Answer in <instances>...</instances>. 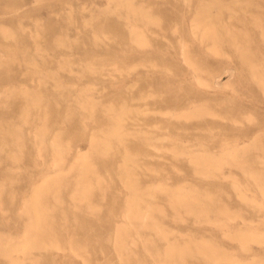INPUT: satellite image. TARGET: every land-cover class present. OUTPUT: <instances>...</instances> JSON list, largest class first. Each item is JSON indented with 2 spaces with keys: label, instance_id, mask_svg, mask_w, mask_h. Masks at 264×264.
Returning a JSON list of instances; mask_svg holds the SVG:
<instances>
[{
  "label": "rangeland",
  "instance_id": "rangeland-1",
  "mask_svg": "<svg viewBox=\"0 0 264 264\" xmlns=\"http://www.w3.org/2000/svg\"><path fill=\"white\" fill-rule=\"evenodd\" d=\"M127 1H132L139 6L142 4L146 10L153 11L155 13L153 22H156L151 23L152 27L165 28L176 47H172L170 38H163V42L167 43L156 47L152 46V44L134 47L131 46V42L128 39L121 43L117 32L112 31L113 28L105 25L109 18L117 19V21L124 24L131 19L124 9H114L116 0H0L1 40L15 42L14 40L16 39L25 38L27 42L25 44L26 50L30 52L28 55L18 52L17 55L13 54L12 56L11 53L14 52L12 51L11 53L6 52V56L5 51L0 50V70L4 71L3 74H0V93L2 91L0 97L11 101L19 98L16 93L25 88L26 85V88L34 87L36 91L46 87L40 98H36L37 94L35 99L30 98L28 100L29 102H34L33 104L37 100L36 104H32L33 107L28 112V117H32L35 120L34 123L24 122L17 116L20 107L18 105L12 106L7 102L6 104H1L3 107H0V117L15 116L16 120L22 121L23 123L19 124L18 127L27 133L28 139L32 138L31 135H28V129L34 131L37 128L35 131H47L45 139H48L47 141L51 143L56 138V135L52 134V132L58 129L57 131L61 132V142L59 143L65 153L64 160L67 162L66 170L68 169L65 180L68 183L64 187L65 190H39L44 195L46 192L49 194L44 199V202L45 200L47 202L44 203V206L40 204L39 208V212L45 216L40 220V223L45 226L47 234L44 239H40L41 246L37 247L34 245L35 232L29 233L25 231L27 225L32 223V220L28 218L31 210L23 209L20 206L31 201L30 196L34 190H31L29 181L36 172L40 173L39 167L45 168L47 167L46 164L49 165L51 151L53 148L55 149L53 146H56L55 142L52 146L48 145L46 147L49 152L43 157H28V160L24 161L17 159V156L13 158L6 156V160L5 156L0 155V264H20L17 262L19 258L22 259L23 263L21 264H163L169 259L173 261L172 264H237L234 261L209 260L197 250L198 247L202 246L203 248H216L215 250L224 254H233L236 261L249 262V264H264V242L261 241L262 243H260V241L252 240L247 245L248 249H244V246H242L244 243L238 236L241 232L252 231L255 234L257 233L256 235L264 237V190L261 191L260 188L255 187L253 178L242 171L240 166L232 161H225L221 166L222 171L218 174L220 175L219 177L227 183L230 180L241 182L243 185L242 193L239 194V191L234 190L230 185L226 190L221 191L219 190L221 187L218 186L222 185L211 183H207L204 186V190H191L190 192L187 189L195 182L200 181V179L207 181V174H195L192 165L189 163L191 156L189 157L188 154H184L179 159L173 156L177 150V144L180 146L181 143L182 147H187L188 150L191 149V152L209 150L219 158L222 157V151L225 152L227 148H232L233 145H239L238 148L240 147L239 150L242 154L241 158L245 162L244 165L259 170L257 173L264 177V170H262L264 169V145H262L264 144V90L262 89L264 88V33L260 36L261 32H264L262 30L264 28V0ZM119 10H122L124 15H121ZM7 18L9 19L8 21ZM195 18H199L201 22L203 21L198 28L195 24L200 20L196 21ZM258 19L259 22H257ZM138 25L140 28L145 29V34L148 36H155L153 28L148 29L145 22H138ZM188 26L190 27L188 28ZM25 27L27 28L25 29ZM10 28H13L12 30L14 31ZM212 31L216 33L215 39L210 35ZM27 32L30 34L27 35ZM6 34L7 36H5ZM181 45L185 47L187 57L181 55ZM147 46L148 49H146ZM215 50L218 52H215ZM51 53L56 58L43 63L40 66L41 69L22 64L23 56L28 58L35 56L38 60V56L41 54L51 57ZM217 53L218 55H216ZM12 60L13 62L10 63ZM85 60L97 61L92 67L96 69H94L95 72L85 74ZM145 61H148L147 65L143 64ZM172 61L175 62L174 74L164 65ZM63 62H69V64L65 65ZM139 63L141 64L132 67V65ZM208 71L212 73L211 77H209ZM50 72L57 74L56 80L44 83L42 80L46 78L44 77L45 73ZM6 73L10 75H6ZM61 80L62 82H60ZM146 80L158 84L159 88L156 85L157 87L154 88V91H150L151 95L149 98L140 100L134 98V101L133 96L142 92L147 84ZM132 81L135 82L132 83ZM168 82L172 83V89L177 90L182 97L187 91L194 93L189 104H183L185 106L178 107L175 109L176 111L170 108V111L180 112L183 110L182 112H190L194 109L206 110L209 108V112L213 114H207L208 118L217 122V125L212 126L211 129L200 126L193 120L188 121L187 123L189 124H182L177 121L175 115L171 116L163 112L160 115V112H156L159 109L152 107V112L154 111L157 114L152 115L151 124L146 127L152 131L160 132V137L157 140L155 139V144L150 147L152 152H154L149 161L153 170L147 172L146 184L151 186L169 182L173 188H185L187 193H185V190H148L150 191L148 193H144V190H138L139 193H135L136 190L128 189L129 187L124 185L118 173L122 164L119 161L123 162L125 159V157L123 159V156L126 155L124 151L118 154L119 161L113 165L109 164L101 170V174L104 175L102 180L105 177L103 181L106 184L105 190H99L98 184L94 185V190H76L73 183L76 178L73 173L75 169L69 170L68 167L74 164V161L76 163L79 156L89 157L94 163L100 161H98L100 157L97 155V147L93 144V137L101 131L98 129L101 122L96 115H92L88 111V108L79 107L82 112H88L89 116L84 113L82 120L86 125L89 124V127L87 126L86 130L83 124L75 128L68 115L63 113L59 116V114L57 118L46 113L47 109L44 108L43 103H54L56 99H61L63 95L57 91V88L66 84L70 87H75L76 90L74 87L72 89L74 96L71 101L77 104L79 99L76 97L79 95L85 98L91 97L90 99L98 102V104L116 102L119 106L123 105V103H128L126 105L129 106L132 101L142 104L148 100L154 101L159 97L163 98V96L172 95L171 88H165V84ZM11 83H13V86ZM19 102H21L20 98ZM39 105L42 107L40 108ZM161 109L165 111L166 106L162 105ZM232 115L238 116L239 121L233 122ZM157 116L162 118V120H166V123H172L171 125L173 126L167 123V127L161 128L160 124L156 123ZM133 121V118L128 115L122 120V124L126 126L127 131H130V125ZM139 121L143 122V119ZM60 128H63L64 131ZM188 130L191 133L187 132ZM192 133L207 134L209 137L202 136L204 138L200 142L204 145L201 146L200 142H196L197 140ZM8 141H10L9 144L4 145V147H13L17 151L15 152L16 155L21 157L27 147L22 148L19 145H13L12 139H8ZM1 144H4L2 139L0 140ZM78 152L79 154H77ZM112 159L115 160V158ZM140 161L144 162V159ZM18 164H21V167ZM157 167L159 169L162 168V170L156 169ZM40 174H44V171ZM176 192L191 196L192 201H188L189 204L186 205L176 204L169 197L175 195ZM250 192L253 193H251L252 196ZM136 194L140 197L139 201L137 203L132 202L133 205L129 206L130 202L128 199L131 201ZM207 194L212 196V199ZM196 195L200 196V203L199 201L195 202L193 196ZM151 196H154V198H151ZM143 197L146 198V201ZM261 198L262 200H260ZM151 199L150 209L153 218L148 220L149 226L141 227V219L136 217L126 218L124 216L126 213H130L133 216L138 214L139 211L145 210ZM40 202L43 203V201ZM201 203L202 205H200ZM174 205L175 207H173ZM182 205L183 207H181ZM189 210L192 212H189ZM79 214H87L91 217V221L85 222V224L82 219L75 217L81 216ZM207 215L209 216L207 217ZM228 217H231V219ZM102 231L105 236H108L107 241L110 242L113 250L109 254H105L100 248L104 236ZM203 240L204 242H202ZM114 244L123 246V248L126 247L127 251L118 250ZM171 244L177 246V253L172 258L168 254L169 245ZM6 245L9 247L8 250ZM2 246L4 247L3 249Z\"/></svg>",
  "mask_w": 264,
  "mask_h": 264
},
{
  "label": "bare ground",
  "instance_id": "bare-ground-1",
  "mask_svg": "<svg viewBox=\"0 0 264 264\" xmlns=\"http://www.w3.org/2000/svg\"><path fill=\"white\" fill-rule=\"evenodd\" d=\"M13 1V0H12ZM16 1V0H15ZM193 1V0H192ZM201 1V0H200ZM199 1V3H200ZM115 2V1H114ZM181 2V1H180ZM239 2V1H238ZM255 3V2H254ZM191 4V3H190ZM186 5V4H185ZM207 5V4H206ZM215 5V4H214ZM236 6V4H235ZM165 7V6H164ZM185 7V6H184ZM121 9L122 10L124 9V11L130 15V20L128 23L124 24V23H120L119 21H117V19H108L107 23H105V25H107V27H111L113 28L112 31H115L117 32V34L119 35L120 39H121V43L125 42V40H130L131 42V46H134V47H140V46H143V45H147V44H152V46L156 47V46H163L164 44H166L167 42H163V38H170V35L168 34L167 31H165V28L161 27V28H153L152 27V24L151 23H155L153 22L154 21V14L153 11H150V10H146L143 5L141 4V6L137 5L136 3L132 2V1H127V0H116V6L114 9ZM151 8V7H150ZM149 8V9H150ZM197 8V7H196ZM251 8V7H250ZM175 9V8H174ZM214 9V8H213ZM217 9V8H216ZM84 10V8H83ZM113 10V9H111ZM122 10H119L120 14L121 15H124L123 11ZM17 11V10H16ZM71 11V10H70ZM197 11V9H196ZM218 11V10H216ZM116 12V11H115ZM114 12V13H115ZM198 12V11H197ZM196 12V13H197ZM207 12V11H206ZM215 12V11H214ZM98 13V12H97ZM184 13V12H183ZM202 13V12H201ZM200 15H204V13H202ZM9 14V13H8ZM82 14V13H81ZM109 14V12H108ZM198 14V13H197ZM241 14V13H240ZM252 14V13H251ZM100 15V14H99ZM110 15V14H109ZM213 15V14H212ZM220 15V14H219ZM225 15V14H224ZM242 15V14H241ZM92 16V15H90ZM113 16V15H112ZM194 16V15H193ZM199 16V15H198ZM197 16V17H198ZM218 16V15H217ZM15 17V16H14ZM89 17V16H88ZM93 17V16H92ZM202 17V16H201ZM224 17V16H223ZM244 17V16H243ZM246 17V16H245ZM253 17V16H252ZM258 17V16H257ZM11 19H13L12 17H9ZM18 18V17H17ZM21 18V17H19ZM90 18V17H89ZM127 18V17H126ZM192 18V17H191ZM207 18V17H206ZM248 18V17H247ZM251 18V17H250ZM196 19V18H195ZM9 19L7 18V21ZM14 20V19H13ZM87 20V19H86ZM91 20V19H90ZM190 20V19H189ZM197 20H200L199 18L196 19ZM203 20V19H202ZM214 20V19H213ZM248 20V19H247ZM5 21V20H4ZM19 21H22V20H19ZM192 21V19H191ZM190 21V22H191ZM220 21V20H218ZM223 21V20H221ZM23 22V21H22ZM21 22V23H22ZM88 22V21H87ZM138 22H145V25L147 26V28L149 29H152L153 28V31H154V35L155 36H148L147 34H145V29L144 28H140L139 25H138ZM187 22V21H186ZM203 22V21H202ZM201 20L198 21L195 26L200 27L202 23ZM259 22V19L258 21ZM261 22V20H260ZM263 22V21H262ZM72 23V22H71ZM158 23V22H157ZM161 23V22H160ZM192 23V22H191ZM195 23V22H194ZM220 23V22H218ZM227 23V21H226ZM250 23V22H249ZM19 24V23H18ZM73 24V23H72ZM159 24V23H158ZM157 24V25H158ZM163 24V23H162ZM188 24V23H187ZM258 24V23H257ZM261 24V23H259ZM9 25V24H8ZM22 25V24H21ZM208 25V24H207ZM219 25V24H218ZM228 25V24H227ZM263 25V24H262ZM2 26V25H1ZM159 26V25H158ZM209 26V25H208ZM215 26V25H214ZM212 26V27H214ZM234 26V25H233ZM5 27V26H4ZM11 27V26H10ZM23 27V26H22ZM190 26H188L189 28ZM206 27V26H205ZM263 27V26H262ZM261 27V28H262ZM1 28V27H0ZM6 28V27H5ZM14 28V27H13ZM12 28V29H13ZM27 27H25L26 29ZM43 28V27H42ZM91 28V27H90ZM195 28V29H197ZM202 28V27H201ZM207 28V27H206ZM211 28V27H210ZM215 28V27H214ZM219 28V27H218ZM224 28V27H223ZM11 29V28H10ZM9 29V30H10ZM11 29V30H12ZM21 29V27H20ZM37 29V28H36ZM80 29V28H79ZM93 29V28H92ZM200 29V28H199ZM198 29V30H199ZM212 29V28H211ZM210 29V31H211ZM216 29V28H215ZM44 30V29H43ZM172 30V28H171ZM229 30V29H228ZM237 30V29H236ZM261 30V29H260ZM264 30V28L262 29ZM261 30V31H262ZM14 31V30H12ZM11 31V32H12ZM28 31V30H26ZM96 31V30H95ZM209 31V32H210ZM216 31V30H214ZM214 31H212L210 34L214 39L216 38V33H214ZM220 31V30H219ZM6 33V31H4ZM24 32V30H23ZM151 32V31H150ZM198 32V31H197ZM208 32V33H209ZM242 32V31H241ZM244 32V30H243ZM247 33H249L248 31H246ZM253 32V31H252ZM9 33V32H7ZM102 33V32H101ZM204 34V32H202ZM207 33V34H208ZM229 33V31H228ZM262 33L264 32H261V35L262 36ZM14 34V32H13ZM30 34V33H29ZM28 32H27V35H29ZM32 34V33H31ZM61 34V33H60ZM59 34V35H60ZM153 34V33H152ZM192 34V33H191ZM4 35V34H3ZM16 35V33H15ZM14 35V36H15ZM40 35V34H38ZM62 35V34H61ZM98 35V34H97ZM106 35V34H105ZM194 35V34H193ZM244 35V34H243ZM247 35V34H246ZM7 36V34L5 35ZM12 36V37H14ZM56 36V35H55ZM175 36V35H174ZM181 36V35H180ZM204 36H207L206 34H204ZM223 36V35H222ZM228 36V35H227ZM226 36V37H227ZM45 37V36H44ZM62 37V36H61ZM94 37V36H93ZM105 37V36H104ZM231 37V36H230ZM234 37V36H233ZM238 37V36H237ZM9 38V37H8ZM34 38V37H33ZM57 38V37H56ZM55 38V39H56ZM98 38V37H96ZM208 38V36H207ZM211 38V37H210ZM244 38V37H242ZM248 38V37H247ZM252 38V36H251ZM250 38V39H251ZM7 39V38H6ZM61 39V38H60ZM59 39V40H60ZM99 39V38H98ZM101 39V38H100ZM106 39V38H105ZM213 39V40H214ZM239 39V38H238ZM264 39V38H263ZM35 40V39H33ZM39 40V39H38ZM75 40V39H74ZM170 42H172V47L175 48L176 45L174 44L173 40L170 38ZM203 40V39H201ZM218 40V39H217ZM226 40V39H225ZM249 40V39H248ZM15 42H7V41H4V40H1V37H0V50L1 51H5V53H11L12 51H14L12 54H18V52H21L23 55H28L30 52L26 50V40L25 38H21V39H16L14 40ZM37 41V40H36ZM64 41V40H63ZM62 41V42H63ZM204 41V40H203ZM232 41H233V38H232ZM242 41V40H241ZM255 41V40H254ZM34 42V41H33ZM61 42V43H62ZM97 42V41H96ZM103 42V41H102ZM105 42V41H104ZM111 42V41H110ZM198 42V40H197ZM221 42V41H220ZM40 45H41V42L39 41ZM38 43V44H39ZM43 43V42H42ZM65 43V42H64ZM74 43V42H73ZM77 43V42H76ZM81 43V42H80ZM232 43V42H231ZM241 43V42H240ZM238 43V44H240ZM37 44V43H36ZM66 44V43H65ZM79 44V42H78ZM226 44V42H225ZM247 44V43H246ZM73 45V44H72ZM108 45V44H107ZM180 45V44H179ZM202 45V43H201ZM253 45V44H252ZM36 46V45H35ZM65 46V45H64ZM75 46V45H74ZM203 46V45H202ZM254 46V45H253ZM37 47V46H36ZM40 47V46H39ZM63 47V46H62ZM68 47V46H67ZM213 47V45H212ZM217 47V46H216ZM234 47V46H233ZM256 47V46H255ZM128 48V47H127ZM179 48V47H178ZM202 48V47H200ZM215 48V47H214ZM247 48V47H246ZM148 49V46L147 48ZM150 49V48H149ZM162 49V48H161ZM212 49V48H211ZM243 49V48H242ZM39 50V49H38ZM154 50V49H153ZM209 50V48H208ZM238 50V49H237ZM257 50V49H256ZM0 51V52H1ZM248 51V50H247ZM36 52V51H35ZM215 52H218L215 50ZM244 52V51H242ZM7 53H6V56H7ZM34 53V52H33ZM39 53V52H38ZM177 53V52H176ZM180 53L182 56L184 57H187V54H186V51H185V47L183 45L180 46ZM225 53V52H224ZM260 53V52H259ZM258 53V54H259ZM55 54V53H54ZM158 54V53H156ZM162 54V52H161ZM189 54V53H188ZM226 54V53H225ZM1 55V54H0ZM4 55V54H3ZM20 55V54H19ZM50 55V54H49ZM171 55V54H170ZM218 55V53L216 54ZM5 56V55H4ZM11 56V58H12ZM172 56H173V53H172ZM181 56V57H182ZM246 56V55H245ZM38 60L36 59V57H32V58H28V57H24L23 56V63L24 65L26 66H32L33 68L34 67H39L43 65V63H45L46 61L48 62L50 59L52 58H56L54 55H52L51 53V57L50 56H46V55H43L41 54L40 56H38ZM62 57V56H61ZM72 57V56H71ZM166 57V56H165ZM221 57V56H220ZM257 57V56H256ZM179 58V57H178ZM230 58V57H229ZM9 59V57H8ZM15 59H16V56H15ZM13 59V60H15ZM60 59V57H59ZM59 59H57L59 61ZM185 59V58H184ZM243 59V58H242ZM5 60V59H3ZM2 60V61H3ZM10 61L11 62H13ZM18 60V59H17ZM67 60V59H66ZM72 60V59H71ZM69 60V61H71ZM183 60V59H182ZM188 60V59H187ZM249 60V59H248ZM1 61V59H0ZM65 61V60H64ZM68 61V60H67ZM184 61V60H183ZM17 62V61H16ZM95 60H90V61H87L85 60V63H84V67H85V74L86 73H92V72H95V70L92 68L95 64ZM100 62V61H99ZM182 62V61H181ZM21 63V62H20ZM71 63V62H70ZM148 61L146 62H143L144 65H147ZM184 63V62H183ZM251 63V62H250ZM3 64V63H2ZM19 64V63H18ZM63 64L65 65H68L69 62H63ZM104 64V63H103ZM141 63L139 64H135V65H132V67L136 66V65H140ZM154 64H157V63H154ZM191 64V63H190ZM252 64V63H251ZM250 64V65H251ZM5 65V63H4ZM82 65V64H81ZM128 65V64H127ZM165 66H167L169 68V70L174 74L175 73V62L172 61L170 63H165L164 64ZM154 66V65H153ZM258 66V65H257ZM10 67V66H9ZM21 67V66H20ZM59 67V66H58ZM117 67V66H116ZM194 67V66H193ZM1 68V67H0ZM48 68V67H47ZM62 68V67H61ZM28 69V68H26ZM41 69V68H40ZM118 69V68H117ZM190 69V68H189ZM252 69V68H251ZM256 69V68H255ZM168 70V71H169ZM196 70V69H195ZM231 70V69H230ZM262 70V69H261ZM37 72H40L39 70H36ZM120 71V70H119ZM4 71H1L0 70V74H3ZM24 73V71H22ZM34 72V71H33ZM32 72V73H33ZM49 72V71H48ZM194 72V71H193ZM250 72V71H249ZM263 72V70H262ZM72 73V72H71ZM78 73V72H77ZM102 73V72H101ZM264 73V72H263ZM5 74V73H4ZM46 75H44V77L46 78H43L42 81L45 82H51V80H56V73L55 72H50V73H45ZM194 74V73H193ZM261 74V72H260ZM6 75H10L8 73H6ZM79 75V74H78ZM84 75V74H83ZM148 75V74H147ZM190 75V74H189ZM188 75V76H189ZM207 75V73H206ZM208 75L209 77H211L212 73H210V71H208ZM199 76V75H198ZM197 76V77H198ZM204 76V75H203ZM23 77V76H22ZM137 77V76H136ZM190 77V76H189ZM217 77V76H216ZM215 77V78H216ZM262 77V75H261ZM48 78V79H47ZM187 78V77H186ZM194 78V77H193ZM218 78V77H217ZM60 79V78H58ZM133 79V78H131ZM181 79V78H180ZM197 79V78H196ZM257 79V78H256ZM198 80V79H197ZM219 80V79H218ZM255 80V79H254ZM261 80V79H260ZM264 80V79H263ZM58 81V80H57ZM187 81V80H186ZM221 81V80H220ZM40 82V81H39ZM62 82V80L60 81ZM135 82V81H132V83ZM196 82V81H195ZM194 82V83H195ZM259 82V81H258ZM15 84V82H13ZM13 83L12 86H13ZM41 83V82H40ZM146 85L144 87V89L142 90V92H140V94H137V95H134L133 96V99L136 98V99H146V98H149L151 93L150 91H154V88L158 86L159 88V85L158 84H154L152 82H150L149 80H146ZM193 83V84H194ZM261 83V82H260ZM48 84V83H47ZM51 84V83H50ZM57 84V83H56ZM196 84V83H195ZM214 85V83H212ZM217 84V83H216ZM223 84V83H222ZM10 85V83H9ZM61 85V83H60ZM72 85V84H71ZM76 85V84H75ZM92 85V84H91ZM130 85V84H129ZM132 85V84H131ZM157 85V86H156ZM199 85V83H198ZM220 85V84H218ZM217 85V87H218ZM261 85H263V83H261ZM57 86V85H56ZM202 86V85H200ZM199 86V87H200ZM205 86V85H204ZM210 86V85H209ZM260 86V85H259ZM6 87V86H5ZM17 87V85H16ZM15 87V88H16ZM27 87V85H26ZM23 88L21 89L20 91H18V93H16L21 102H19V98H16V99H13V100H5V99H2L0 97V107L2 108L3 106H1V104L5 103H10V105L12 106H19L20 109H19V112H17V116H19L24 122L26 123H34L35 120L31 118H29L28 116V112L30 111V109L33 107V105L36 104H33L34 102H29L28 100L30 98H40L42 95H43V91L46 89L45 88H41L40 90H35L34 87H29V88ZM38 87V86H37ZM48 87V86H47ZM74 87V86H73ZM73 87H70L66 84H63V86H59L57 88V91L62 93V97L61 99H56L54 103H43V106L45 109H47V112L46 113H49V115L51 116H56L57 118L59 116H61L63 113L68 115V118L72 121V124H73V127L77 128L79 126H82L84 124V128H86L87 130V126L89 124L86 125V123L84 122L83 123V120H82V116L84 113L86 112H82L81 109H79V107H84V108H88V111L92 113V115H96L97 118H99L100 120V127L98 129H100L101 131L98 133V135H95L93 137V144H95V146L97 147V155H99V159L97 163H94L89 157H80L76 158V163L74 161V164L70 165L68 168L69 170H73V173L76 175H74L76 178H75V182L74 185H75V189L76 190H94V185L95 184H98L99 185V190H105V187H106V184L105 182H103L105 180V177H104V180L103 179V176L101 174V170L104 168V167H107L109 164H115V162L119 161L120 158L118 156V154H120V152L124 151L125 152V156H123V159L124 161L123 162H120L119 163H122L120 166H121V169H119L118 173L120 174V177L122 178V181L124 182V185L129 187L128 189L130 190H136L135 193H139L138 190H141L143 191L144 193H148L150 191L148 190H185V188H182V187H176V188H173L171 183H165V184H156V185H147L146 184V174L149 170H153L152 167L150 166V163L149 161L151 160L150 157L152 156V154L154 152H152V150L150 149L151 145L155 144V139L157 140L158 137H160L159 133L160 132H156V131H152L150 128H147L146 126L147 125H150L151 124V117L152 115H156L157 113L156 112H160V115H161V112L163 113H167V114H170L171 116L175 115V117H177V121L179 123H182V124H189L187 123L188 121H195L196 124L200 125V126H204L206 128H209L211 129L212 126L214 125H217V122L215 120H210L207 116V114H213L212 112H209V108L206 109V110H203V109H200L198 107V105H196L199 109H194L193 111H190V112H173V111H176L175 109H177L178 107H181V106H185L183 104H189L191 102V98L192 96L194 95V93L192 91H187V93L182 97L178 92L177 90H173L172 87V83L171 82H168L165 84V88H171V91L173 92L172 95L170 96H163V98H157L155 99L154 101H145L143 102L142 104H139V103H135V99L134 101L131 102V104L128 106L126 104L123 103V105H118L116 102H112V103H109V104H98V102H95L94 100H91L89 97L88 98H85L83 97L82 95H79L78 98L79 101H78V104L77 103H74L72 102L71 100L73 99L72 97L74 96V92L72 93V89ZM91 87V86H90ZM203 87V86H202ZM208 87V86H207ZM264 87V85H263ZM130 88V87H129ZM132 88V87H131ZM201 88V87H200ZM75 89V87H74ZM134 89V88H133ZM205 89V88H203ZM264 90V88H262ZM56 90V89H55ZM76 90V89H75ZM85 90V89H84ZM179 90V89H178ZM4 91V90H3ZM89 92V91H88ZM2 93V91H1ZM0 93V94H1ZM11 93V92H10ZM15 93V92H14ZM13 93V94H14ZM80 93V92H79ZM133 93V92H132ZM210 93V92H209ZM218 93V92H217ZM12 94V95H13ZM15 94V95H16ZM82 94V93H81ZM162 94V93H161ZM3 95V94H2ZM154 95V94H153ZM76 96V94H75ZM152 97V96H151ZM156 97V96H155ZM7 98V97H6ZM95 98V97H93ZM154 98V97H153ZM45 99V98H44ZM42 99V100H44ZM90 99V100H89ZM124 99V98H123ZM132 99V98H131ZM127 100V99H126ZM125 100V102H126ZM27 101V102H26ZM32 101V100H31ZM128 102V101H127ZM134 102V103H133ZM194 102V101H193ZM197 102V101H196ZM33 104V105H32ZM76 104V105H75ZM117 104V105H115ZM146 104V105H145ZM196 104V103H195ZM162 105L166 106V110L168 109V111H164V109H161L162 108ZM193 105V104H192ZM8 106V105H7ZM209 106V105H207ZM40 107V105H39ZM42 107V106H41ZM40 107V108H41ZM152 107H155L159 110H157L156 112H152ZM11 108V107H10ZM39 108V109H40ZM170 108L174 109L173 111H170ZM190 108V107H189ZM191 109V108H190ZM189 109V110H190ZM87 110V109H86ZM46 111V110H45ZM40 112V111H39ZM154 114H152V113ZM209 112V113H207ZM45 114V112H43ZM88 113V112H87ZM86 113V114H87ZM89 113V114H91ZM25 114V116H24ZM34 114V113H32ZM60 114V115H59ZM38 115H40L38 113ZM59 115V116H58ZM91 115V116H92ZM117 115V116H116ZM128 115L130 118H133V122L131 123L130 125V131H127L126 130V126H124L122 124V120L124 119V117ZM33 116V115H32ZM43 116V115H42ZM87 116H89L87 114ZM18 117V118H19ZM34 117V116H33ZM95 117V116H94ZM232 121L233 122H238L239 121V118L238 116H235V115H232ZM39 118V117H38ZM170 118V117H169ZM251 118V117H250ZM46 119V118H44ZM91 119V118H90ZM94 119V118H93ZM140 119H143V122H140L139 120ZM156 123L160 124V127L161 128H165V126L167 127V125H171L172 123H166V120H162V118H156ZM172 119V118H171ZM92 120V119H91ZM136 120V121H135ZM187 120V121H186ZM37 121V120H36ZM39 121H40V118H39ZM96 121V120H95ZM131 121V120H130ZM186 121V122H184ZM129 122V121H128ZM160 122V123H159ZM175 122V121H174ZM23 123L22 121L20 120H16L15 119V116H1L0 117V128H1V134H0V140L2 139V142H4V144H1L0 145V155L2 156H8V157H16L17 159L19 160H28V157H38V156H45L49 151L46 150V147H48V145L52 146L53 143L55 142V145L56 146H53L55 147V149L53 147V150L51 151V160H50V163L49 165L46 164L47 167H39L38 169H40V173H42L44 171V174H40L38 172L35 173V175L33 177H31L30 181H29V185L31 186V190H34V192L31 194L30 196V202L28 203H25L23 204V206L21 205L20 207H22L23 209H29L31 210V213H29V216L28 218L32 220V223L28 224L27 225V228L25 231H28L29 233H33L35 232V236H36V239L34 241V245L39 247L41 246V241L40 239H44L46 234H47V230L45 228V226L43 224L40 223V220H42L45 216L43 214H41L39 212V208H40V204L41 206H44V203L47 202L45 200L44 202V199H46V195H48L49 193L46 192V194L44 195L43 192L39 191V190H65V185H67V183L65 182L66 180V177H67V174H66V171H68V169L66 170V163L65 162V153L62 149V145L59 143L61 142L60 141V138H61V132L60 131H57L58 129H56V131H53L52 134H55L56 135V138L55 140L51 141V143H49L47 140L48 139H45V136L47 134V131H41L39 132L38 131H33V130H29L28 129V135H31L32 138L28 139L27 138V133L24 132L22 129H19L18 125ZM47 123V122H46ZM49 123V122H48ZM97 124V123H96ZM26 125V124H25ZM29 125V124H28ZM34 125V124H33ZM37 125V124H35ZM39 126V124H38ZM173 126V125H171ZM60 127V126H59ZM89 127V126H88ZM159 127V126H158ZM35 128V127H34ZM157 128V127H156ZM45 129V128H44ZM61 130H63V128H60ZM160 129V128H159ZM162 130V129H161ZM64 131V130H63ZM93 131V130H91ZM98 131V130H97ZM158 131V130H157ZM96 132V131H95ZM164 132V131H163ZM169 132V131H168ZM187 132L191 133L190 130H188ZM209 133H211L209 131ZM187 134V133H186ZM194 136H195V139L197 140L196 142H200V140L204 137L202 136H207L209 137V135L207 134H201V133H192ZM162 137V136H161ZM164 137H166L164 135ZM163 137V138H164ZM179 137V136H178ZM192 137V136H191ZM217 137V136H216ZM226 138V137H225ZM8 139H12V141L14 142V144L16 145H19L21 146L22 148H25V146L27 147V149L25 150L24 153L21 154V157L16 155L15 152V149L13 147H4V145H8L10 141H8ZM92 139V138H91ZM166 139V138H165ZM254 139V138H252ZM15 140V141H14ZM92 140V141H93ZM162 140V138H161ZM178 140V139H177ZM228 140V139H227ZM180 141V140H179ZM188 141V140H187ZM192 141V140H191ZM195 141V140H194ZM160 142V141H159ZM176 142V141H175ZM238 142V141H237ZM250 142V141H249ZM255 142V141H254ZM262 142V141H260ZM179 143V142H177ZM206 143V142H205ZM231 144V143H230ZM41 145V146H40ZM163 145V144H162ZM176 145V144H175ZM182 145V143H181ZM179 146V144H177V150L174 152L175 154H173L174 158L176 159H179L181 158L184 154H188L189 157L191 156L190 158V164L192 165V169L193 171L195 172V174H207L206 175V178L208 177L207 181H203L200 179V181L198 182H195L194 184H192V186L190 188H188L187 190H189L191 192V190H204V186H206L207 183H211V184H214V185H222V186H218V187H221L219 190H226L227 187H232L234 190H238L239 191V194L242 193L241 191L243 190V185L241 184V182L239 183L238 181L236 180H230L229 183H227L225 180L221 179V177H219L220 175V172L222 171V164L223 162L225 161H232L234 164H237L238 166H240V168L242 169V171H244L246 174H248L251 178H253L254 180V186L255 187H258L262 190H264V177H262V175L258 174L257 172L259 170H255L251 167H246L244 165V160L241 158V152H240V147L238 148L237 145H233L232 148H227L223 152L222 154V157L219 158V157H216L215 154L211 153V151L209 150H203V151H200V152H191V149L188 150L187 147H182V146ZM200 145L203 146L204 144L202 142H200ZM243 145V144H242ZM245 145V144H244ZM246 145H247V142H246ZM264 145V144H262ZM65 146V145H64ZM158 146V145H157ZM223 146V145H222ZM92 147V146H91ZM250 147V146H249ZM254 147V146H253ZM78 148V147H77ZM93 148V147H92ZM159 148V147H158ZM193 148V147H192ZM223 148V147H222ZM79 149V148H78ZM162 149V147H161ZM21 150V149H20ZM170 150V149H169ZM221 150V149H220ZM73 151V150H72ZM243 151V150H242ZM247 151V150H245ZM21 153V151H20ZM68 153V152H67ZM167 153V152H166ZM224 153H227V154H224ZM70 154V153H69ZM79 154V152L77 153ZM219 154V153H218ZM72 155V154H70ZM96 155V154H95ZM122 155V154H121ZM124 155V154H123ZM76 156V154H75ZM186 156V155H185ZM187 157V156H186ZM230 157V159H229ZM67 158V157H66ZM98 158V157H97ZM109 158V159H107ZM111 158H115V160H111ZM141 159H144V162L140 161ZM6 160H7V157H6ZM36 160V159H35ZM42 160V158H41ZM94 160V159H93ZM39 161V160H38ZM37 161L38 164H40L39 162ZM23 162V161H22ZM42 163V161H40ZM20 163V162H19ZM118 163V164H119ZM22 164V163H21ZM21 164H18L19 167H21ZM36 164V163H35ZM153 165V164H152ZM10 166V165H9ZM15 166V165H14ZM41 166V165H40ZM150 166V167H149ZM229 166V165H228ZM11 167V166H10ZM13 168V167H12ZM177 168V167H176ZM156 169L158 170H162V168L159 169V167H157ZM16 170V169H15ZM22 170V169H21ZM25 170V169H24ZM43 170V171H42ZM264 170V169H262ZM17 171V170H16ZM4 172V171H3ZM33 173V172H32ZM68 173V172H67ZM118 174V175H119ZM156 174V173H155ZM69 175V174H68ZM117 175V176H118ZM204 175V177H205ZM234 175V174H233ZM30 176V175H29ZM153 176V175H152ZM223 176V175H222ZM226 176V175H225ZM71 177V176H70ZM119 177V176H118ZM227 178V176H226ZM225 178V179H226ZM72 179V178H71ZM230 179V178H229ZM7 180V179H5ZM121 180V179H120ZM8 181V180H7ZM121 181V182H122ZM248 181V180H247ZM71 182V181H70ZM252 182V181H251ZM251 184V183H250ZM249 184V185H250ZM246 185V183H245ZM248 185V186H249ZM12 186V185H11ZM110 186V185H109ZM124 186V187H125ZM213 186V185H212ZM252 186V185H251ZM123 187V188H124ZM110 188V187H109ZM126 188V187H125ZM9 190H12V189H9ZM74 190V189H73ZM117 190V189H116ZM207 190V189H206ZM246 190V189H245ZM254 190V189H253ZM260 191V192H261ZM218 192V191H217ZM247 192V191H246ZM264 192V191H263ZM53 193V192H52ZM105 193V192H104ZM185 193H187V191L185 190ZM198 193V192H197ZM204 193V192H203ZM248 193V192H247ZM252 192H250V195H251ZM161 194V193H160ZM224 194V193H223ZM253 194V193H252ZM130 195V194H129ZM128 195V197H129ZM153 195V194H152ZM171 195V193H170ZM193 195V194H192ZM246 195V194H245ZM256 195V194H255ZM45 196V197H43ZM55 196V194H54ZM205 196V195H204ZM207 196L212 199V196H209L207 194ZM252 196V195H251ZM259 196V195H257ZM262 196V195H261ZM264 196V195H263ZM262 196V197H263ZM132 197V196H131ZM162 197V196H161ZM173 202H175L176 204L178 203L179 204H189L188 201L191 200V196H186V195H183L181 194L180 192H176L175 195H171L169 196ZM194 197V200L195 202H198L199 199H200V196L199 195H196V196H193ZM207 197V199H208ZM219 197V196H218ZM142 198V197H141ZM144 200L146 201V198L143 197ZM151 198H154V196H151ZM163 198V197H162ZM203 198V197H202ZM206 198V197H205ZM223 198V197H222ZM42 199V200H41ZM140 197L137 196H134L132 197L131 201L130 199L129 200V206L130 205H133V203H137L139 201ZM193 199V198H192ZM214 199V198H213ZM230 199V198H229ZM142 200V199H141ZM162 200V199H161ZM193 200V201H194ZM220 200V199H219ZM243 200V199H242ZM251 200V199H250ZM262 200V198L260 199ZM40 201H43L40 202ZM151 200H149V203H148V206L145 210L143 211H139L138 214H135V215H131L130 213H126L124 214V216L126 218H133V217H136V218H139L142 220V224H140L141 227H145L148 225V220L153 218V215H152V212H151ZM192 201V200H191ZM169 202V201H168ZM153 203V202H152ZM155 203V201H154ZM193 203V202H192ZM200 203V201H199ZM205 203V202H203ZM211 203V202H210ZM214 203V202H213ZM228 203V202H227ZM263 203V202H262ZM172 204V203H171ZM245 204V203H244ZM257 204V203H256ZM144 205V204H143ZM173 205V204H172ZM195 205V204H194ZM202 205V203L200 204ZM251 205V204H250ZM141 206V205H140ZM155 206V205H154ZM159 206V205H158ZM249 206V205H248ZM259 206V205H258ZM18 207V208H20ZM132 207V206H131ZM137 207V206H135ZM134 207V208H135ZM175 207V205L173 206ZM177 207V206H176ZM183 207V205L181 206ZM231 207V206H230ZM17 208V209H18ZM139 208V207H138ZM160 208V207H159ZM211 208V207H210ZM228 208V207H227ZM255 208V207H254ZM161 209V208H160ZM206 209V208H204ZM262 209V208H261ZM141 210V209H140ZM154 210V209H153ZM158 210V209H157ZM199 210V209H198ZM191 210H189L190 212ZM201 211V210H200ZM209 211V210H208ZM219 211V210H218ZM155 212V211H154ZM192 212V211H191ZM196 212V211H195ZM206 212V211H205ZM180 213V212H178ZM187 213V211H186ZM211 213V212H210ZM198 214V213H197ZM222 214V213H221ZM224 214V213H223ZM81 215V214H79ZM188 215V214H187ZM205 215V213H204ZM218 215V214H217ZM216 215V216H217ZM225 215V214H224ZM23 216V215H22ZM75 216V215H74ZM155 216V215H154ZM200 216V215H199ZM209 215H207L208 217ZM212 216V215H210ZM223 216V215H222ZM227 216V215H226ZM225 216V217H226ZM230 216V215H229ZM239 216V215H238ZM76 218H80L82 219V221L85 223V222H90L91 221V217L88 216L87 214H82L81 216H75ZM74 217V219H75ZM204 217V216H203ZM221 217V216H220ZM214 218V217H213ZM224 218V216H223ZM231 219V217H228ZM251 219V218H250ZM219 220V219H218ZM228 220V219H227ZM225 220V221H227ZM230 221V220H229ZM232 222V221H231ZM86 224V223H85ZM88 224V223H87ZM245 224V223H244ZM247 224V222H246ZM73 226V225H72ZM149 226V225H148ZM242 226V225H241ZM244 227V226H243ZM242 227V228H243ZM125 229V228H123ZM130 229V228H129ZM135 229V228H134ZM141 229V228H140ZM240 229V228H239ZM253 229V228H252ZM76 230V228H75ZM137 230H139L137 228ZM136 230V231H137ZM241 230V229H240ZM256 230V229H255ZM231 231V230H230ZM236 232V231H234ZM233 232V233H234ZM103 235H104V232L102 231ZM232 233V234H233ZM238 233V232H237ZM263 233V232H262ZM231 234V235H232ZM257 234V233H256ZM254 232H241L239 233V237H240V240H242L244 244H242V246H244V249H248V244L253 240L255 241H260V243H262L261 241L264 242V237H262L261 235L258 236L256 235ZM234 237V236H233ZM108 240V236L104 235L103 236V240L101 242V245H100V248L104 251L105 254H109L110 252H112V248H111V244L110 242L107 241ZM207 241V240H206ZM210 241V240H209ZM204 242V240L202 241ZM236 242V241H235ZM209 243V242H208ZM206 244V242H205ZM212 244V243H210ZM240 244V243H239ZM115 245V244H114ZM208 245V244H206ZM13 246V245H12ZM116 248L119 250L121 249L122 251L125 250L127 251V248H123V246H118V245H115ZM202 246V244H201ZM7 247V245H6ZM5 247V248H6ZM207 247V246H206ZM1 248V247H0ZM4 247L2 246V249ZM13 248V247H12ZM9 249V247H7V250ZM216 249V248H215ZM211 247L209 248H203L202 247H198L197 250L202 253L206 258H208L209 260L210 259H214V260H218V261H222L223 260H226V261H234L236 262L237 264H249V262H240V261H236L234 260V255L233 254H224V253H221L217 250H215ZM222 249V248H221ZM6 250V251H7ZM101 250V251H102ZM117 250V251H118ZM133 250V249H132ZM3 251V250H2ZM11 251V250H10ZM13 251V250H12ZM134 251V250H133ZM177 246L171 244L169 245V251H168V254L170 256V258H172V256L177 253ZM244 251V250H243ZM131 252V251H130ZM138 252V250H137ZM8 253V252H7ZM27 253V252H26ZM12 254V253H10ZM18 258V257H16ZM14 258V259H16ZM253 258V257H252ZM25 259V257H24ZM240 259V258H239ZM250 259V258H249ZM20 264L23 263L22 262V259H17ZM251 261V259H250ZM172 260L169 259L168 261H166L165 263L166 264H172ZM163 263V264H165ZM218 264V263H217ZM233 264V263H232ZM235 264V263H234ZM252 264V263H251Z\"/></svg>",
  "mask_w": 264,
  "mask_h": 264
}]
</instances>
